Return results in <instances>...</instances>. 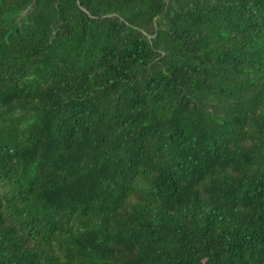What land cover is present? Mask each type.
Here are the masks:
<instances>
[{"label":"trees","instance_id":"obj_1","mask_svg":"<svg viewBox=\"0 0 264 264\" xmlns=\"http://www.w3.org/2000/svg\"><path fill=\"white\" fill-rule=\"evenodd\" d=\"M0 264H264V0H0Z\"/></svg>","mask_w":264,"mask_h":264}]
</instances>
